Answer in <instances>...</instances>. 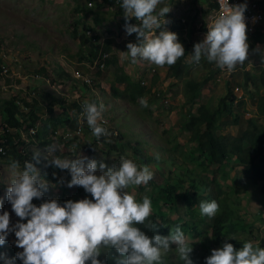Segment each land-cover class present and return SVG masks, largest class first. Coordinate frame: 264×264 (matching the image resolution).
<instances>
[{
  "label": "rangeland",
  "instance_id": "obj_1",
  "mask_svg": "<svg viewBox=\"0 0 264 264\" xmlns=\"http://www.w3.org/2000/svg\"><path fill=\"white\" fill-rule=\"evenodd\" d=\"M98 1L94 0L95 6L89 9L86 0H0V126L3 123L1 113L4 110L5 102L14 98L16 103L18 101L21 103L19 105L21 109L26 110L25 106H27L30 110L32 108L30 104H33L35 99L30 95L33 90L37 92L36 99L40 103L39 112L46 115L43 118L44 126H46V122L49 124L51 118H54L53 114L49 115L51 113L50 104L55 101V97H64L62 92L66 93V100L70 104V108L65 110L63 106H57L53 108V111L56 112L54 115L59 113L64 121L74 123L75 126L72 128L77 126L75 119L78 114L72 103L75 100H85L90 103L98 100V106L100 103L104 105L102 116L107 118L108 128L118 131L117 136L104 139L99 144L93 132L88 133L85 129L82 138L66 141L58 135L53 136L50 130L52 125H49V128L39 132L38 148L30 147L28 156L35 158L39 179L50 185L48 191L44 193L43 200L56 199L63 204L67 200L77 201L91 198V195L80 186L67 187V182L71 180V174L68 170L51 166L54 159L71 160L86 157L97 161L103 160L111 167L118 165L123 157L131 159L140 167L147 166L152 171L153 178L147 185L130 186L125 191L133 195L137 202H142L145 196L150 198L151 217H154L157 213L166 210L151 199L150 195L155 194L154 188H159L163 183H172L175 177L183 178L184 182L194 179V182L203 183L208 179V176L213 175L207 167L202 166V158L197 157L198 153L192 152L190 132L181 130L179 125V122L187 120L190 115L197 112L198 105L185 104L183 96L174 92L175 87L170 89L169 85L165 84L163 87V82L156 81L154 82L156 86L151 87L154 77L149 80V85L145 88L151 89L150 93L146 94L149 90L145 91L148 107H142L139 102L136 104L131 102L128 93L116 94L113 81L116 69L120 68L115 66L117 61L115 65L112 63L114 68H110V71L106 70L107 72L89 68L93 57L90 51L93 49L90 48L88 41L83 42L76 39V36L82 34L83 27L93 28L92 31L97 35L99 33L98 26H100L98 24L105 19L100 27L103 25L116 27V30L109 29L114 36H117L115 43L121 45L127 39L137 38L135 33L126 34L125 19L122 15L116 18L118 12L123 11L122 3L113 7V2L111 5L108 3V9H99L96 7ZM258 2L264 14V0H258ZM164 6H171V11L166 14V17L176 15L187 20V25L190 28L189 38H185L181 33L178 40L183 46L189 45L190 52L185 62L192 70V75L202 79L213 74L214 70L217 71L215 63H210L204 56L201 57L199 63L191 60L194 44L204 39V36L198 37L196 31L206 30L205 26H200V24L205 21L206 13L213 6V2L211 0H162V3L157 6L156 12L158 13ZM105 15L106 17H104ZM108 15L110 17H107ZM97 20H101V22L99 23ZM115 21L119 22L115 24ZM130 22L136 23L134 19ZM76 27L79 29L78 34L74 33ZM261 30L264 32V19ZM101 33V37L96 39L97 43H95L96 45L100 43L97 45L98 52L101 47L106 50L105 41L108 38H105ZM248 41L249 57L242 65L236 66L237 71L234 79L236 78L237 82L244 80L246 70L257 75L264 70V43L255 44L253 40ZM256 49L259 52L255 51ZM118 50L121 54L122 51H127L123 47ZM98 52L96 50L94 56ZM111 58H113L112 54ZM83 59L85 61L80 63ZM151 65L156 69L155 65ZM4 66L9 68L10 73L7 76L3 75ZM76 70L93 76L97 87L88 89L83 83L84 81L75 79ZM138 73L139 75L135 76L137 79L134 80L135 82H138V78L145 71L140 67ZM219 76L220 81L217 80ZM230 78L226 73L220 74L218 71L203 89V101L211 100L212 105H216L220 98L227 93L226 85ZM53 83H57V87H52ZM178 85L181 91L183 85L181 83ZM263 92L261 89L259 94ZM236 93L238 97H241L244 94L243 88L241 87ZM48 94L52 96L53 100L47 96ZM244 96L247 104L245 113L242 114V124L221 126L217 131L218 134L232 137L246 127L245 121L249 117H255L259 124H264V118L255 115L256 97L253 98L249 94H244ZM29 113L31 114L30 111ZM223 120L226 118L221 119V121ZM53 148L57 150L56 153H53ZM261 161L262 158L257 159L258 163ZM14 162H16L14 154L0 155V201H2L0 214L3 211H8L11 225H15L19 218L7 200V189L14 176L22 172L25 167L18 163L19 168L13 169L11 166ZM179 165H183L184 168H180ZM47 168H51V174H47ZM217 176H219V182L225 195L230 198L229 201H232L234 206L236 205L233 220L240 230L229 236H236L245 242L250 241L255 246H264V202L260 199L259 192L256 191L258 188L255 189L250 182L247 183L248 177L252 176V170H246L244 166H235L232 169L230 165L219 170ZM227 178L229 179L226 180ZM209 186L202 184L201 188L197 189L199 200L195 201V208L187 209V214L183 211L186 220L189 219V214H194L191 222L198 223L195 234L189 233L193 226H180L189 245L193 243L192 253L195 252L194 256L206 258L212 254L213 249H218L211 242V233L205 226L207 216L202 215L200 210V203L208 202L210 194L219 198L214 184ZM193 192L194 189H191L188 194L191 195ZM43 200L34 199L33 203L39 206ZM174 230L175 228L172 231ZM15 241L14 232H10L6 243L0 245V256L9 257L8 249L22 251L16 246ZM172 247L173 251L164 255L163 264H183L175 251V245ZM100 253V259L106 264H115L108 260L112 254L113 257L118 255L115 249L101 247ZM190 255L193 260L192 254ZM0 264H4L3 259H0ZM15 264H22V261L16 259Z\"/></svg>",
  "mask_w": 264,
  "mask_h": 264
},
{
  "label": "clouds",
  "instance_id": "obj_2",
  "mask_svg": "<svg viewBox=\"0 0 264 264\" xmlns=\"http://www.w3.org/2000/svg\"><path fill=\"white\" fill-rule=\"evenodd\" d=\"M161 3L162 0H122L126 34L135 33L138 41L127 43V51H122V61L130 59L132 64L147 61L164 67L174 65L184 56L185 48L178 40L179 35L164 27L171 6L156 12ZM221 9V14L207 27L204 39L194 44L191 60L199 63L204 56L221 71L232 72L249 57L244 15L247 3L230 5L229 0H222ZM133 18L139 23H131ZM161 18H164L163 22ZM184 27L187 28L186 24ZM157 29H160L158 34ZM255 51L259 52L258 49ZM139 103L148 107L146 98L141 97ZM103 111V103L99 106L89 102L84 104L87 124L97 140L107 134V129L99 123ZM109 131L110 137L115 136L114 129ZM51 166L68 170L71 180L67 187L80 186L91 199L67 200L63 204L56 199L43 200L50 185L40 180L35 165L26 161L24 170L9 183L6 194L19 220L11 225L8 211L0 214V245L6 243L10 232H14L15 244L22 251L12 258L0 256L4 264H15L16 259L22 264H106L100 259L101 247L115 249L118 254L115 264H163L164 255L173 251V245L183 264H193L190 255L193 243L189 245L180 226L165 236L159 234V227L149 224V230L155 233L151 237L134 226L144 224L152 215L151 201L145 196L142 202H137L125 189L147 185L152 180L153 173L147 166L140 167L123 157L118 165L111 167L103 160L86 157L57 158ZM11 167L19 168L18 162ZM34 199L43 202L37 206ZM200 210L202 215L211 218L217 214L219 205L215 200L202 201ZM206 264H264V248L254 247L249 241L237 250L226 238L221 248L212 250Z\"/></svg>",
  "mask_w": 264,
  "mask_h": 264
},
{
  "label": "trees",
  "instance_id": "obj_3",
  "mask_svg": "<svg viewBox=\"0 0 264 264\" xmlns=\"http://www.w3.org/2000/svg\"><path fill=\"white\" fill-rule=\"evenodd\" d=\"M103 1L106 2L105 0H99L96 4V7L101 9ZM107 1H109L108 3L110 5L112 2L113 5H115V0ZM107 7L108 5L106 8ZM97 22L100 23L101 20H97ZM77 27H80V25H77ZM77 27L74 29L75 34H78L79 32ZM180 27H183V24ZM89 30H93V28L86 26L83 27L82 34L76 36V39L83 42L88 41L90 44V48L93 49V51H90V53L93 54V57L90 61L91 63L93 58H95L94 54L96 50L98 52V47L95 44V40L99 39L100 36L95 35L93 38L88 36L87 32ZM248 40H253V43L255 44L264 43V32L261 30V25L256 27V31L248 37ZM184 48V56L179 58L174 65H167L168 75L182 80L183 88L181 94L184 98V103L191 105L197 104L198 106L197 112L190 115L187 120L179 122V125L181 130L190 132L192 152L198 153L197 157L202 158V166L205 168L207 167V169L213 173V175L208 176V179L203 183L194 182V179L184 182L183 178L175 177L172 183H163V185L159 188H154L155 194L150 195L151 199L155 201L158 206L166 208V210L164 212L162 211L161 213H157L154 217L150 216L144 224H136L134 226L141 229L149 237L155 234L154 231L149 230V224L159 227V234L165 236L168 235L170 230H173V228L176 226H193L189 233L194 235L198 228V223L195 221H193V223L191 222V220L194 218V214H189V219L186 220V217L183 215V211L185 214H187V209L195 208V201L197 202L199 200L197 189H200L202 184H205L207 187H210V184H214L219 198H216L210 194L208 202L215 200L219 205V210L214 217L210 218L207 216L205 226H207L209 233H211L210 240L215 246L221 248L227 238V242L232 243L234 247L239 250L246 242L236 236H229L231 234L238 233L240 230L237 223L233 220L236 213V205L234 206L232 201H229L230 198L225 195L221 183L219 182V176L217 175L219 170L230 165L232 169L235 168V166H244L246 170L251 169L252 176L248 177L249 179L247 180V183L250 182V184L253 185L255 189L258 188L256 191L259 192V197L264 202V124H259L255 120V117H249L245 121L247 124L246 127L242 128L240 132L233 135L232 137H229L225 134H218L217 131L221 126H236L242 124V114L245 113L247 104L244 94H249L253 98L256 97L255 115L257 117L260 116L264 118V92L259 94L261 89L264 91V70L259 75L246 70L244 74V80L242 82H237V79H234L235 72L237 71L236 67L235 70L232 71L231 78L227 82V93L220 98L216 105H212L211 100H208L207 102L203 101V89L207 86L209 81L212 80L213 76L221 70L216 66L217 71L214 70V73L212 72L213 74L205 76L202 79L193 76L192 70L185 62V59L189 56L190 52L189 45H185ZM61 74L65 75L64 73ZM120 82L125 84L124 92L129 94V100L131 102L137 103L141 97H145V88L142 87L141 81H133L131 76H129L123 69L117 68L113 83L115 92L118 95H122L124 93L119 88H117V84ZM85 86L90 89L87 84H85ZM236 87L239 89H241V87L243 88L244 94L241 97L237 96V93L235 92ZM146 90L151 92V89ZM47 96L52 98V96L49 94ZM54 99L55 101H52L50 104V111H53V108L57 106H63L65 110L70 108V104L66 100L67 98L55 97ZM91 103L98 104L99 102L96 100L91 101ZM25 104L28 105L27 102H25ZM39 104L40 103L38 102V99L35 97L33 104H30L32 108H30V110H24L20 108V106L16 103V99L14 98L6 101L4 110L1 113V117L3 118L2 125L25 127L30 124H28L29 120L30 122L36 123L37 120L41 118V115H44L43 113L39 112ZM72 105L76 108L77 113L80 112L81 107L77 102L74 101ZM222 118H226V120L221 121ZM77 119L78 118L76 116L75 120ZM44 125L39 128V132L40 130L42 132L44 129L49 128L47 123L46 126ZM39 132L36 135L37 142ZM87 132L89 133L90 131ZM101 138L102 140L106 139L103 136H101ZM62 139L70 141L69 139ZM115 144L117 143L115 142ZM9 153L14 154V159L16 162L25 165L24 156L16 153L14 149L10 150ZM258 158H262L260 163L257 162ZM179 167L184 168L183 165H179ZM185 167L188 168L187 166ZM46 170L47 174L52 173L51 168H47ZM47 174L45 175L47 176ZM228 179L229 178L226 180ZM191 189H194V192L190 195L188 192ZM235 191L236 188L234 189V192ZM257 246L264 248L263 245ZM257 246L254 245V247ZM8 253L10 255L9 258H12L15 257L17 251L8 249ZM191 254L194 258L193 264H206V257L194 256L195 252ZM116 258L117 256L113 257L112 254L110 257H108V260L113 263L116 261Z\"/></svg>",
  "mask_w": 264,
  "mask_h": 264
},
{
  "label": "built area",
  "instance_id": "obj_4",
  "mask_svg": "<svg viewBox=\"0 0 264 264\" xmlns=\"http://www.w3.org/2000/svg\"><path fill=\"white\" fill-rule=\"evenodd\" d=\"M88 7L91 8L94 6V0H86ZM213 2V6L210 8L211 16L209 17V21L207 22L206 28L215 21V19L221 14V3L222 0H211ZM122 0H115V5H120ZM240 3H247V9L244 13L245 20L247 23V36H251L255 31L256 27L260 25L263 22L264 14L261 10L260 4L258 0H229L230 5L240 4ZM105 8V7H104ZM106 9V8H105ZM135 20V18H133ZM164 18H161V22H163ZM165 19L168 21V23L164 26L167 28V30L175 32L177 35H179L182 31L186 32L187 28L184 27L186 24V19L177 17L175 15H171V17H165ZM136 23H139L135 20ZM183 24V27H180ZM109 28H104L102 30L103 33H108ZM159 32L160 29H157ZM88 36L94 37L96 34L92 30H89L87 32ZM97 40H95V43ZM97 45H100L97 44ZM111 59V53L108 50H105L104 47H101L98 54L93 58L92 62L89 64V68L95 71H105L108 67V61ZM145 73L140 76L141 78V85L147 86L149 85V80L154 78L155 71L151 67V64H149L147 61H140L138 63ZM223 74L226 73L231 77L232 72H228L226 69L221 71ZM9 68L3 67V75L7 76L9 74ZM75 79H80L84 81V84H87L91 89L96 88L97 82L94 80V77L89 74H84L83 72L76 70L74 73ZM48 82L50 80L46 79ZM220 81V78L217 79ZM52 87H57V83H53ZM240 89L238 87L235 88V92L239 91ZM56 91V90H54ZM57 92V91H56ZM63 95L66 96L65 92H62ZM31 96L34 98L37 95V92L33 90L30 93ZM61 95V96H63ZM81 107L80 112H78L77 116V126L75 128L69 127L68 125H64L63 127H59L58 129H55L53 132V136L58 135L61 138L64 139H79L84 136V130L92 132V129L88 126L86 116L84 114V104L86 103L85 100L79 101L75 100ZM18 105L21 103L18 101ZM26 110H28V107L25 106ZM44 115H41V118L37 120L36 123L34 122H28V126H22V127H12V126H0V155L1 156H8L10 153L9 151L14 149L16 153L24 156V164L25 162H31L33 165H36L35 158L28 156L30 154V147L38 148V142L36 140V135L39 132V128L44 125L43 121ZM34 123V124H33ZM103 127L107 129V134L103 137H110L111 135L109 128H108V120L106 117L101 116V119L99 121ZM33 124V125H32ZM86 133V132H85ZM113 135L117 136L118 132L115 130ZM97 143H102V138L100 137L97 140ZM53 153H56L57 150L55 148Z\"/></svg>",
  "mask_w": 264,
  "mask_h": 264
},
{
  "label": "crops",
  "instance_id": "obj_5",
  "mask_svg": "<svg viewBox=\"0 0 264 264\" xmlns=\"http://www.w3.org/2000/svg\"><path fill=\"white\" fill-rule=\"evenodd\" d=\"M106 2H104L103 1V3H102V5H101V9H105L106 8V6L108 5V2L109 1H107V0H105ZM184 1V0H183ZM112 6H115V5H112ZM105 7V8H104ZM109 7V6H108ZM106 9H108V8H106ZM200 13L202 14V10L200 11ZM120 15H122L123 16V11L121 10L120 12H118V14H117V16H116V18L118 17V16H120ZM176 16V15H175ZM211 16V13H210V10L206 13V18H204L205 19V21L204 22H202L201 24H200V26H205V28H206V25H207V22L209 21V17ZM104 17H106V15L104 16ZM107 17H110L109 15L107 16ZM167 17H171V15H168ZM178 17V16H177ZM180 18H183V17H180ZM109 19V18H108ZM184 19V18H183ZM207 19V20H206ZM105 19H103L102 20V22L101 23H103V21H104ZM135 21V20H134ZM117 22H119V21H115V24L117 23ZM101 23L100 24H98V25H100L101 26ZM105 24V23H104ZM100 26H98V34L97 35H99L100 36V33L102 32V30L104 29V28H109V29H115L116 30V27L114 26V25H112V26H108V25H103L102 27H100ZM186 26H187V33H184L183 32V36H185V38L187 37V38H189V30H190V28L188 27V25H187V20H186ZM190 26V25H189ZM198 29H199V26H198ZM206 32H207V28H206V30L205 31H203V32H199V30H197L196 31V35L198 36V37H202V36H204L205 37V34H206ZM159 32L157 31V34H158ZM95 34H96V32H95ZM101 35H103L105 38L106 37H108V38H106V41H105V48L112 54V57L113 58H111L110 60H109V63H108V67H107V71H108V69H109V71H110V68H114V66H112V63H114V65L116 64L115 62L117 61V65H115L116 67L118 66V67H120L121 69H123L129 76H131V78H132V80L134 81V80H137L136 79V77L135 76H138L139 75V73H138V69L141 67L138 63L137 64H132L131 62H130V59H128V60H121V55L123 54V52H122V54H121V52H120V50H118V48L119 49H121V47H123L124 49H127V47H126V45H127V43H129V42H132V43H137L138 41H137V38H132L131 40H129V39H127L126 41H124L121 45L120 44H117V43H115L116 41H115V39H117V36H114V34H113V32L111 33V31H108V33H101ZM117 35H118V33H117ZM101 37V36H100ZM117 44V45H116ZM125 51V50H124ZM113 59V60H112ZM83 61H85V60H81L80 61V63H83ZM187 63V62H186ZM188 64V63H187ZM151 67L153 68V66L151 65ZM156 67V69L155 68H153L154 69V71L156 72V77H155V79H153L152 80V82H151V87L152 86H156L155 84H154V82H156V81H158V83L160 82H163V87H165L164 86V84L165 85H169V88L170 89H173L174 87H175V93H177V94H181V91H182V88H181V91H180V88H179V85L178 84H182L183 85V83H182V80L181 79H177V78H174V77H172V76H169L168 75V66L167 65H165L164 67H157V66H155ZM135 68L137 69L136 71H135ZM105 70V71H106ZM106 71V72H107ZM220 74H222V72L220 71ZM114 77V76H113ZM139 79V78H138ZM200 79V78H199ZM179 82V83H178ZM157 83V84H158ZM175 83V84H174ZM123 85V87H124V89H125V84L124 83H118L117 84V88H119L122 92H124V89H123V87H121ZM148 87V86H147ZM180 87H181V85H180ZM145 91H146V89H145ZM148 91V90H147ZM125 93V92H124ZM147 93H150V92H146V94ZM172 94H173V92H171ZM176 94V95H177ZM182 95V94H181ZM168 97V96H167ZM145 98V97H144ZM169 98V97H168ZM138 103V102H137ZM134 104H136V103H134ZM56 112H54V111H51V113L49 114V115H51V114H53V117L54 118H51L52 120L49 122V124H48V122H46L47 123V125H52L51 126V128H50V130H51V133H53L54 131H55V129L56 128H58V127H63L65 124L66 125H68L69 127H72V126H75V124L74 123H72V122H70V121H64L62 118H61V116H60V114L59 113H57V115L55 116L54 114H55ZM44 117H46V115L44 114ZM69 122V123H68ZM57 125V126H56ZM76 125H77V121H76Z\"/></svg>",
  "mask_w": 264,
  "mask_h": 264
}]
</instances>
